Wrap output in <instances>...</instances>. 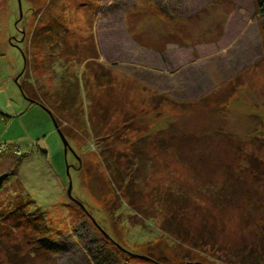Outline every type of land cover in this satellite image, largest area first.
<instances>
[{"label": "rangeland", "instance_id": "obj_1", "mask_svg": "<svg viewBox=\"0 0 264 264\" xmlns=\"http://www.w3.org/2000/svg\"><path fill=\"white\" fill-rule=\"evenodd\" d=\"M173 1L0 0V264L264 252L258 0ZM208 36L222 60L157 59Z\"/></svg>", "mask_w": 264, "mask_h": 264}, {"label": "crops", "instance_id": "obj_2", "mask_svg": "<svg viewBox=\"0 0 264 264\" xmlns=\"http://www.w3.org/2000/svg\"><path fill=\"white\" fill-rule=\"evenodd\" d=\"M187 0H178V3H176V1H173L174 4H179V3H186ZM199 8H177L174 10H170L169 11V15L173 16L174 18H178L179 20L177 21V19L175 18V24L178 23L177 27H175V29H177L178 34H182V35H186V36H190V34H194L195 32L198 34H201V24H185L187 25V27H189L188 29L186 28L185 25H180V20L183 16H186L185 18H193V15L198 11ZM214 11H212L211 14H213ZM200 23V22H199ZM171 25L169 24V27L171 29ZM200 27L199 30H197V28ZM205 28V27H204ZM188 33V35L186 34ZM208 33V32H206ZM203 38V37H202ZM197 39L193 42H191L189 45L184 44V41L187 38H176L172 41H166V43L164 44V48H163V58L159 55L158 52V58L159 60H217L215 58H212V56H217L218 59H221L222 56L220 55H224L221 53H218L217 48H215L214 46H211L212 48H205L206 46H204V44H206L207 42L211 41L209 39H212V37L208 36L205 37L206 39ZM208 40V41H207ZM206 42V43H205ZM213 43V42H212ZM211 43V44H212ZM213 45V44H212ZM213 49V50H210ZM207 50V52L205 51ZM217 51L216 54H214V51ZM203 51H205L206 53H203ZM206 54H209L210 56H207ZM188 57V58H187ZM223 58V57H222ZM222 60V59H221Z\"/></svg>", "mask_w": 264, "mask_h": 264}, {"label": "trees", "instance_id": "obj_3", "mask_svg": "<svg viewBox=\"0 0 264 264\" xmlns=\"http://www.w3.org/2000/svg\"><path fill=\"white\" fill-rule=\"evenodd\" d=\"M258 9L264 31V0H258ZM32 100L33 99H30V101ZM40 103H42V101H40ZM245 254L244 257L240 258V264H264V252L248 251Z\"/></svg>", "mask_w": 264, "mask_h": 264}, {"label": "water", "instance_id": "obj_4", "mask_svg": "<svg viewBox=\"0 0 264 264\" xmlns=\"http://www.w3.org/2000/svg\"><path fill=\"white\" fill-rule=\"evenodd\" d=\"M46 110H48V112H50L51 117H52V119H53V122H54L55 126L57 127V129L59 130L58 125H57V123H56V121H55V119H54V117H53L51 111H50L49 109H47V108H46ZM59 132H60V135H61V137H62V139H63V143L66 144V140L64 139V137H63V135H62V133H61L60 130H59ZM69 191H70V184H69L68 187H67V192H68V194H69Z\"/></svg>", "mask_w": 264, "mask_h": 264}]
</instances>
